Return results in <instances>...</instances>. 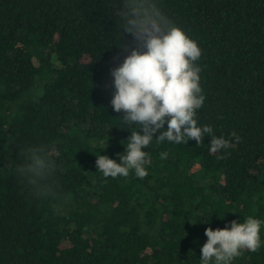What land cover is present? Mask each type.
Wrapping results in <instances>:
<instances>
[{
	"label": "trees",
	"instance_id": "1",
	"mask_svg": "<svg viewBox=\"0 0 264 264\" xmlns=\"http://www.w3.org/2000/svg\"><path fill=\"white\" fill-rule=\"evenodd\" d=\"M0 264H264V0H0Z\"/></svg>",
	"mask_w": 264,
	"mask_h": 264
}]
</instances>
